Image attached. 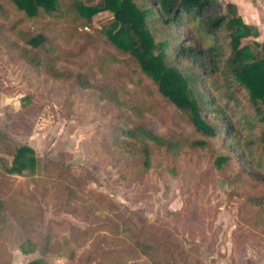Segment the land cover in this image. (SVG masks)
Here are the masks:
<instances>
[{
	"label": "rangeland",
	"instance_id": "1",
	"mask_svg": "<svg viewBox=\"0 0 264 264\" xmlns=\"http://www.w3.org/2000/svg\"><path fill=\"white\" fill-rule=\"evenodd\" d=\"M3 1L10 8L11 3ZM117 4L118 0H108V6L97 9L83 27L86 43L91 36L99 37L98 54L107 48L118 57L126 54L105 34ZM69 32L66 23L56 24L54 33L61 44ZM8 39L17 41L13 34ZM251 41L242 37L240 42ZM126 60L132 68L127 96L137 107L133 115L141 112L156 130H175L186 139L174 155L155 148L143 163L141 152H131L138 144L130 151L110 143L103 136L120 106L99 98L91 88L35 71L9 41L0 40V133L14 146L28 144L39 159L36 165L24 156L18 170H8L12 154L0 150V190L7 199L6 223L0 229L1 262L110 264L109 249L128 244L134 253L121 264H264V235L253 223L261 213L244 200L242 186H233L227 166L221 172L212 165V155L226 150L221 137L194 131L136 64ZM195 139L204 143L189 144ZM73 173L80 182L70 181ZM65 185L74 192L67 194ZM10 195L26 203L20 223L13 214L19 205L9 202ZM82 203L119 222L120 228L122 220L129 227L139 226V238L149 244V253L139 252L125 231H116L107 218L104 227L91 225L81 215ZM50 242H59V251H53L55 245L47 250Z\"/></svg>",
	"mask_w": 264,
	"mask_h": 264
},
{
	"label": "trees",
	"instance_id": "2",
	"mask_svg": "<svg viewBox=\"0 0 264 264\" xmlns=\"http://www.w3.org/2000/svg\"><path fill=\"white\" fill-rule=\"evenodd\" d=\"M0 0V40L16 50L35 71L53 79L71 80L81 88H91L99 98H108L121 107V112L109 123L110 143L126 149L138 144L132 153H142L147 162L152 149L174 155L185 141L175 130L158 131L147 123L136 105L128 100L127 85L132 81L131 60L155 85L156 91L171 101L174 113L183 118L194 131L222 139L223 152L212 155L215 168H226L233 186H242L244 200L261 213L253 223L264 235V42L253 38L241 43V38L253 35L230 0H118L113 8L110 26L105 34L111 44L123 54L118 57L107 48L98 54V38L89 43L81 34L97 9L108 6V0L95 5L77 0ZM18 14L4 24L8 16ZM83 21V22H82ZM57 23L70 27L63 45L56 37ZM182 31V33H181ZM255 32V31H254ZM88 33V32H87ZM13 34L17 41L8 39ZM255 34V33H254ZM105 45V43H103ZM259 46V50H253ZM107 133V135H106ZM190 140L189 144H203ZM0 150L12 154L8 170H18L26 162L39 160L28 144L14 146L0 133ZM29 155V156H28ZM261 174V176H260ZM72 183L80 182L70 174ZM66 193L74 190L65 185ZM246 190L248 192H246ZM18 204L17 221H24L25 202L9 196ZM66 199L69 196L66 195ZM78 203L72 206L75 214ZM7 199L0 190V229L5 226L4 209ZM82 217L91 225L104 227L107 217L92 210L89 203L80 206ZM116 231H125L133 246L149 253V244L139 238L140 227H129L107 218ZM25 228V225H23ZM55 245V248L53 246ZM59 242L48 249L59 251ZM47 250H45L47 252ZM110 264H121L134 253L131 245L111 248ZM0 259V264H7ZM30 260L23 264H39ZM41 264V263H40Z\"/></svg>",
	"mask_w": 264,
	"mask_h": 264
},
{
	"label": "crops",
	"instance_id": "3",
	"mask_svg": "<svg viewBox=\"0 0 264 264\" xmlns=\"http://www.w3.org/2000/svg\"><path fill=\"white\" fill-rule=\"evenodd\" d=\"M235 3L242 20L247 25H252L256 30V35L248 37L264 42V0L255 4L251 0H230Z\"/></svg>",
	"mask_w": 264,
	"mask_h": 264
},
{
	"label": "built area",
	"instance_id": "4",
	"mask_svg": "<svg viewBox=\"0 0 264 264\" xmlns=\"http://www.w3.org/2000/svg\"><path fill=\"white\" fill-rule=\"evenodd\" d=\"M252 2H254L255 4L260 3L262 0H251Z\"/></svg>",
	"mask_w": 264,
	"mask_h": 264
}]
</instances>
